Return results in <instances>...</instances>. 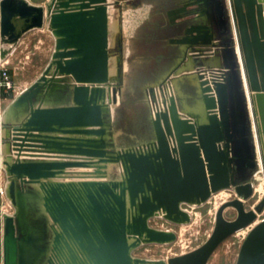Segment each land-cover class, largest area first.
I'll return each mask as SVG.
<instances>
[{
  "label": "water",
  "instance_id": "water-1",
  "mask_svg": "<svg viewBox=\"0 0 264 264\" xmlns=\"http://www.w3.org/2000/svg\"><path fill=\"white\" fill-rule=\"evenodd\" d=\"M124 10L119 0H0V63L32 31L46 28L53 38L42 73L0 118V170L15 209L0 211V264H37L43 257L45 264H207L222 241L246 229L235 264H264V218L257 222L264 200L244 208L254 193L250 177L259 164L264 170V0H205L171 18L179 34L167 41L182 54L154 85L160 104L149 116L151 138L116 146L111 131L122 62L110 38ZM209 54L217 67L202 64ZM187 62L194 68L187 83L200 101L192 118L180 115L167 89ZM56 90H63V102L50 104ZM221 191L235 198L219 206L200 247L166 260L133 255L177 240L151 220L190 224L183 206L200 207ZM226 209L234 219H225ZM42 220L45 254L33 247ZM18 226L28 230L24 239ZM24 243L33 252L29 260L22 257Z\"/></svg>",
  "mask_w": 264,
  "mask_h": 264
},
{
  "label": "rangeland",
  "instance_id": "rangeland-1",
  "mask_svg": "<svg viewBox=\"0 0 264 264\" xmlns=\"http://www.w3.org/2000/svg\"><path fill=\"white\" fill-rule=\"evenodd\" d=\"M29 1L34 4L43 5L47 0ZM131 5L133 8L130 17L127 16L128 14L126 12L124 13L119 20L120 24H118V33H112L110 38V46L114 47V50L112 51L117 53V56L122 62L121 80L119 82L121 87V100L118 107L113 111L112 122L114 129L111 131V135H115L116 133L119 135H116V141L118 139V143H116L120 145L135 141V139H131L130 136H136L140 138L139 140H142L150 134V131L147 130L148 125L146 118L148 117V113H151V110L158 108L160 104V96L158 90L154 86L156 83L150 82L149 84L142 82V80L154 79L162 73L164 69L163 58H165V64H167L166 69L169 71V65L173 63L177 55L174 53V48L169 45L167 41L168 39L164 38L162 40V38L159 39L160 37L156 35L159 30L158 28H160L162 23L163 25L165 23L162 16L163 8H161L162 5H160L159 0H134ZM231 27L233 28L232 22ZM115 28L114 31H117V25ZM230 34L233 39L231 45L235 49L236 41L233 29L231 32L229 31V35ZM128 44L134 45V49L131 47L132 51L130 52L127 50ZM118 45L120 46V50L115 49ZM52 51L53 39L46 28H44L42 30L32 31L24 36L13 53L6 61H4V63L2 62L4 64L3 67L7 72L11 87L9 90H4V88L0 87V118L7 106L39 77L49 62ZM129 53L149 58L151 57L154 59V62H152L153 65L144 69L142 72L138 71L139 68L131 65L129 67L130 72L127 73L125 64L129 59L132 61L133 57L129 56ZM128 74H130L129 77ZM234 75L238 77L236 68ZM148 85H152L151 88L153 91L150 93L146 92L144 89V87ZM167 89H169L168 91H174L172 80L168 83ZM62 91L63 90H56L54 93H51L53 96L57 97L48 102L50 104L62 103ZM151 96L155 97L151 99ZM33 103H38V100L33 99ZM245 119L243 113L242 120L245 121ZM250 120L252 123L251 116ZM245 141L249 144L248 151L252 155L253 149L250 136L246 135ZM253 173H255V171ZM250 180L254 189H261L257 186L258 183L254 179V176H251ZM5 184L6 176L4 172L0 170V211L8 215H13L15 209L10 205L4 194ZM263 194L264 190L261 193L254 191L252 197L244 203L245 210H253L258 206L262 200H264ZM233 198H235V196L232 192L221 191L212 196L200 207L189 208L183 206V208L192 215L191 223L181 225L183 227L166 223V221H157V219L152 221V224L157 226V228L162 227L165 230L167 229L174 232L177 236V240L168 247H140L134 251L133 255L148 260H158L168 259L195 250L204 244L211 235L215 223V213L219 206ZM32 214L33 210L30 213L27 211V218L32 217ZM224 217L227 220L234 219L235 211L233 209H226ZM263 218L264 210L262 214L258 215L257 222ZM39 226L41 227L40 233L37 234V236H34L35 240L38 241L34 240L33 247L36 249L39 247L45 254V251L48 249L49 235L44 232L45 229L43 230V228H45V221H40ZM27 231L26 227L18 226V234L21 239H24L27 235ZM248 231L249 229L239 231L222 241L210 258L208 264H234L240 245L247 236ZM36 263L45 264V258H40Z\"/></svg>",
  "mask_w": 264,
  "mask_h": 264
},
{
  "label": "crops",
  "instance_id": "crops-1",
  "mask_svg": "<svg viewBox=\"0 0 264 264\" xmlns=\"http://www.w3.org/2000/svg\"><path fill=\"white\" fill-rule=\"evenodd\" d=\"M119 1L121 3L122 7H125V10L122 13V15H124V13L126 12L128 14L127 16L130 17V14H131L132 8H133L131 3L134 0H119ZM201 1L205 2V0H159L160 5H162L161 8H163L162 16H163V18L165 20L164 25L162 23L160 28H158L159 29L158 33L156 34V35H158L160 37L159 39L162 38V40H163L164 38L168 39L170 37L177 36L179 33L175 32L172 29V25H171V22H170L171 18L180 16V14H182V13H190V12L196 10L199 7V4H200ZM36 5H40V4H36ZM36 31H38V30H36ZM131 47H133V49H134V45L128 44V46H127L128 52L132 51ZM172 47L174 48V53H176L177 55H176V58L173 61V63L171 65H169V71L176 65L177 60L179 59V57L182 54V49L179 46H172ZM128 55L129 56H133V57H132V61H131V59H129V60L127 59L128 61L125 64L127 73L130 72L129 67L131 65L139 68L138 71H141V72L144 71V69H147L151 65H153L152 62H154V59L151 58V57L149 58V57H144L142 55H134V54H130V53ZM203 60L204 61H203L202 64H204V66H207V65L208 66H215V67L218 66L217 65L218 63L216 62V56H213L212 54H209L207 56V58H205ZM191 65H192L191 68H190V65H188V62L186 64L182 65L181 70H180V72L177 75L178 81H177V85L174 87V91L173 92H174V96L176 98V102H177V105H178V109H179L180 115L192 118V117H195L197 115L196 112L199 109V104L198 103L200 101H199L198 97L196 96L194 89L191 88L189 86V84L187 83V79L189 77L191 78L193 76L194 68H193V64H191ZM195 65H196L195 67H198L199 65H201V62H199L197 60ZM166 66H167V64H165V58H163V68L164 69H163L162 73H160V75L158 77L154 78V79H144V80H142V82H146V83H149V84H150V82H152V83L159 82L169 72V71H167V69H166L167 67ZM129 76H130V74H128V77ZM151 87H152V85H148V86L144 87V89L147 92ZM154 97L155 96H151V99L154 98ZM149 116H150V114L148 113V117L146 118V120H147V125H148L147 130L150 131V134L147 137H144V138H147V139L151 138V128H150V123H149ZM120 131H122V130H120ZM116 135L119 136L117 133H116ZM130 138L131 139H135V141H132V142H130L128 144L120 145V144H117L118 143V139H117L116 146L133 145L136 142H139L138 140L140 139V138H138L136 136H130ZM260 166H261V164H260ZM187 207H189V206H187ZM188 213L190 214V212H188ZM191 217H192V215H191ZM154 220H156V219H154ZM154 220H151L149 222V225L151 227L157 228V226H154L152 224V221H154ZM157 221L165 222L162 219H157ZM166 223H168V222H166ZM175 226L183 227L181 225H175ZM158 229L165 230L162 227L161 228L158 227ZM170 245H147V246L168 247ZM22 247H23V249H22L23 258H26L27 260H29L30 256L33 255L32 250L29 248L28 244H26V243L22 244ZM183 254H185V253H183ZM179 256H181V255H179ZM210 258H209V260H210ZM236 259H237V256H236ZM236 259H235V262H236ZM164 260H166V259H164ZM209 260H208V262H209Z\"/></svg>",
  "mask_w": 264,
  "mask_h": 264
},
{
  "label": "bare ground",
  "instance_id": "bare-ground-1",
  "mask_svg": "<svg viewBox=\"0 0 264 264\" xmlns=\"http://www.w3.org/2000/svg\"><path fill=\"white\" fill-rule=\"evenodd\" d=\"M110 26H111V29H113V30H115L116 28H115V23H113V22H111L110 23ZM115 72H116V67H115V62H112L111 61V66H110V73L112 74V75H114L115 74ZM159 102V101H158ZM152 108V107H151ZM254 179L257 181V186H259L261 189L260 190H256V189H254V191L255 192H257V193H261L264 189H263V182H264V177H263V169H262V166H260V164H259V169L255 172V174H254ZM264 195V194H263ZM23 248V247H22ZM22 253H23V251H22ZM22 257H23V255H22Z\"/></svg>",
  "mask_w": 264,
  "mask_h": 264
},
{
  "label": "built area",
  "instance_id": "built-area-1",
  "mask_svg": "<svg viewBox=\"0 0 264 264\" xmlns=\"http://www.w3.org/2000/svg\"><path fill=\"white\" fill-rule=\"evenodd\" d=\"M3 63L0 64V87L4 88V90H9L11 87V84H10V81L8 79L7 72L3 67V65H4Z\"/></svg>",
  "mask_w": 264,
  "mask_h": 264
}]
</instances>
